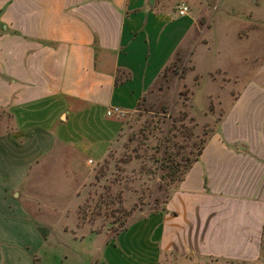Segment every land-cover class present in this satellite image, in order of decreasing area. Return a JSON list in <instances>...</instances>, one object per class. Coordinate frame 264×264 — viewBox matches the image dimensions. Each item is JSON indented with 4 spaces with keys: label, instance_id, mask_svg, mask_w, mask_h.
<instances>
[{
    "label": "crops",
    "instance_id": "1",
    "mask_svg": "<svg viewBox=\"0 0 264 264\" xmlns=\"http://www.w3.org/2000/svg\"><path fill=\"white\" fill-rule=\"evenodd\" d=\"M181 3L188 6L185 15L178 13ZM219 3L0 0V112L12 125L0 132V264H67L66 241L89 249V240L72 230H62L63 242H57L54 227L31 216L47 203L27 209L25 189L39 182L62 149L76 153L84 169L105 157L122 127L121 115L107 112L137 108L202 16L211 26L194 44L195 65L199 70L205 60L203 72L221 69L238 90L165 211L102 237L92 262L88 251L69 263L258 259L264 240V32L250 31L246 1H235L230 15L212 7ZM219 56L238 68L215 62Z\"/></svg>",
    "mask_w": 264,
    "mask_h": 264
},
{
    "label": "rangeland",
    "instance_id": "2",
    "mask_svg": "<svg viewBox=\"0 0 264 264\" xmlns=\"http://www.w3.org/2000/svg\"><path fill=\"white\" fill-rule=\"evenodd\" d=\"M235 1L239 0H220L212 7L230 15ZM244 1L251 8L246 15L252 22L250 31L264 32V0ZM201 19L191 40L171 57L137 108L121 116V131L105 157L84 169L76 153L62 149L38 174L39 182L25 189L27 209L33 211L35 204L40 208L42 202L47 203H43L48 206L44 212L31 216L53 226L57 242H63L62 230H72L68 235L89 240V249L86 243L78 247L68 246L66 241L67 264L72 258H83L88 251L92 262L99 256L102 237H111L138 217L162 209L187 164L216 130L231 94L238 90L221 69L203 72L207 61H200V71L197 69L194 44L211 26L203 16ZM215 62L224 63L230 70L238 68L227 56H219ZM0 125V132L12 126L2 112ZM60 155L66 157V162ZM258 255L251 261L218 260L217 264H264V240Z\"/></svg>",
    "mask_w": 264,
    "mask_h": 264
},
{
    "label": "trees",
    "instance_id": "3",
    "mask_svg": "<svg viewBox=\"0 0 264 264\" xmlns=\"http://www.w3.org/2000/svg\"><path fill=\"white\" fill-rule=\"evenodd\" d=\"M205 142H206V140H204L203 145L199 148V150H198L196 156L193 158V160H192L190 163L187 164V166H186V168L184 169V171H183L181 177L178 179V183L183 179L185 173H186L187 170L190 168L192 162L195 161V160L198 158V155L200 154V152H201V150H202V148H203ZM178 183H177V185H178ZM175 187H176V186H175ZM169 196H170V194H169ZM168 198H169V197H168ZM168 198H167V199H168ZM166 201H167V200H165V201L163 202L162 209L159 210L158 212H160V211H161V212H164V211H165L164 204H165ZM155 212H157V211H155ZM155 212H151V213H155ZM148 214H150V212H149ZM145 215H147V214H145ZM143 216H144V215H143ZM143 216H140V217H138L137 219H139V218H141V217H143ZM137 219H136V220H137ZM127 225H128V224H127ZM127 225H126L125 227L121 228V230H122V229H125V228L127 227Z\"/></svg>",
    "mask_w": 264,
    "mask_h": 264
},
{
    "label": "built area",
    "instance_id": "4",
    "mask_svg": "<svg viewBox=\"0 0 264 264\" xmlns=\"http://www.w3.org/2000/svg\"><path fill=\"white\" fill-rule=\"evenodd\" d=\"M177 10H178V13L180 15H185L188 11V6L185 5L184 3H181L178 7H177ZM112 113H116V114H119V115H123L122 111H120L119 109L115 108V109H112L111 111H108L107 114L108 115H111Z\"/></svg>",
    "mask_w": 264,
    "mask_h": 264
}]
</instances>
